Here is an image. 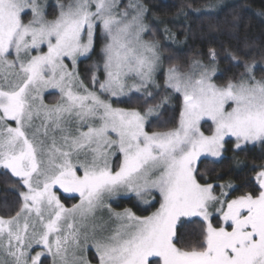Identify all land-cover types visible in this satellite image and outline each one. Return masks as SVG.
Wrapping results in <instances>:
<instances>
[{
    "label": "snow or ice",
    "instance_id": "snow-or-ice-1",
    "mask_svg": "<svg viewBox=\"0 0 264 264\" xmlns=\"http://www.w3.org/2000/svg\"><path fill=\"white\" fill-rule=\"evenodd\" d=\"M146 13L142 0H0V170L18 194L0 264H264V166L239 195L198 168L264 145V68L227 51L225 78L211 47L166 66ZM97 55L86 82L79 65ZM121 196L155 210L116 211Z\"/></svg>",
    "mask_w": 264,
    "mask_h": 264
},
{
    "label": "trees",
    "instance_id": "trees-1",
    "mask_svg": "<svg viewBox=\"0 0 264 264\" xmlns=\"http://www.w3.org/2000/svg\"><path fill=\"white\" fill-rule=\"evenodd\" d=\"M142 3L147 8L146 23L164 48L166 66L169 57L183 66L197 56L203 57L211 47L222 52L218 74L225 78L238 71L227 57V51L245 54L246 58L257 62L258 69L264 68V0H142ZM101 44L102 41L97 44V53ZM98 59L97 55L80 63L82 78L86 79L93 62ZM257 75H264V72L258 71ZM120 106L141 108L142 103L134 100ZM178 108L179 102L174 100L172 110L150 119V123L157 122L153 123L152 130H162L159 125L174 114L178 115ZM245 149L238 152L232 144L226 145L220 161L202 159L198 168L209 180L224 177L225 182H233L241 190L235 193L239 195L250 190L246 185H254L253 169L264 166V145H247ZM61 198L67 206L78 202V198L71 199L63 194ZM17 199L16 178L0 170V214L15 208ZM116 207L119 210L131 208L137 215H149L155 210L151 206L142 207L134 197L122 199Z\"/></svg>",
    "mask_w": 264,
    "mask_h": 264
},
{
    "label": "rangeland",
    "instance_id": "rangeland-1",
    "mask_svg": "<svg viewBox=\"0 0 264 264\" xmlns=\"http://www.w3.org/2000/svg\"><path fill=\"white\" fill-rule=\"evenodd\" d=\"M55 2H56V0H49V3L50 4H55ZM264 67V66H263ZM45 97H46V103H55L57 100H58V96H54V95H49L48 93H45ZM152 118H155V116L154 117H151L150 119H152ZM249 145H253V144H249ZM254 145H259V143H257V144H254ZM247 146V145H246ZM223 158V157H222ZM221 158V159H222ZM202 159H209V160H213L214 161V158H210V157H208V158H204V157H202L201 158V160ZM220 159V160H221ZM220 160H218V161H220ZM199 164V163H198ZM63 195H65V196H67V197H70V194H66V193H64ZM127 198H130V197H126V196H121V197H119L118 199H116V200H113V201H111V203H112V207L116 210V211H123V210H119L117 207H116V205H118L119 204V202L122 200V199H127ZM79 202V201H78ZM77 202V203H78ZM137 202H139V201H137ZM139 204L142 206V207H148L149 205H145V204H141L140 202H139ZM66 205V204H65ZM67 206V205H66ZM67 207H71V206H67ZM151 214V213H150ZM149 214V215H150ZM90 252H91V250H90Z\"/></svg>",
    "mask_w": 264,
    "mask_h": 264
}]
</instances>
